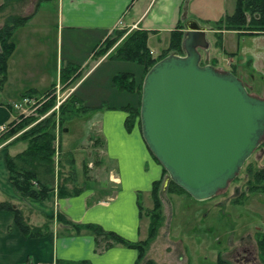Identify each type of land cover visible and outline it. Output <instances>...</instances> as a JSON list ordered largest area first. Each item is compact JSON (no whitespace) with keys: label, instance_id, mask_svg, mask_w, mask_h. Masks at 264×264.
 Segmentation results:
<instances>
[{"label":"crops","instance_id":"obj_1","mask_svg":"<svg viewBox=\"0 0 264 264\" xmlns=\"http://www.w3.org/2000/svg\"><path fill=\"white\" fill-rule=\"evenodd\" d=\"M196 1L198 0L193 3L192 0H57L59 25L55 30L54 41L58 44L56 57L59 75L52 78L43 71L47 59L40 56L45 45L41 44L40 48L30 53L29 58L19 64L18 62L16 64L19 50L17 46L18 50H15L9 59L8 80L0 96V101L4 103L0 104V124L15 117L16 110L8 104L17 101L23 91L29 88L46 91L57 78L59 79L62 62L70 61L80 65L83 74L72 87L71 93L77 94L88 106L105 105L102 110L89 113L86 118L89 121L96 119L100 124L104 153L107 160L115 164L116 173L110 175V184L118 189L111 191L103 188L100 192L105 194H97L96 189L90 188L78 195L63 198L58 196L55 189L45 201L24 197L10 182L6 156L22 151L27 144L24 141L14 143L3 141L0 142V201L6 199L13 201L23 209L27 220L35 225L42 224L44 216H56L60 212L76 223H96L134 242L147 236L148 219L141 216L138 200L140 192L151 196L154 182L164 175V167L149 149L140 122L136 121L130 129L127 127L130 111L125 107L137 106L139 94L119 90L113 85V76L122 71L135 72L139 81L142 68L133 65L134 62L112 59L107 55L95 58L93 52L94 48L115 29L149 30L148 43L155 56L168 48L171 32L179 24L184 26L183 30L186 32L189 29L188 23H195L206 30L207 39L211 34L216 37L212 22L217 21V16L208 18L203 15L193 7ZM226 2L227 0H223L224 6ZM227 13L230 12L223 10L220 15L222 17ZM27 26L18 28L16 36L25 39L23 32L26 36L31 32ZM235 33L243 38L253 37L251 50L248 51L246 46L241 48L240 43L235 51L226 49L227 35ZM263 37L264 34L243 35L235 30L223 31V50L226 53H234L230 55L227 63L231 62L234 65L235 68L231 71L240 79L242 76L238 74V70L246 63L251 72L264 77V50L255 45V40L257 43L259 40L263 43L264 40L261 41ZM30 42L33 44L34 41ZM208 52L209 55L211 52L213 57H209L207 52L203 53L206 64H212L209 59L217 58L213 65L225 71L229 70L219 67L220 58L213 53L212 48ZM39 69L43 74L36 80L31 78L29 82L24 81V72H42ZM33 211L40 213L41 218L33 220L29 214ZM165 221L166 218L161 228L164 227ZM257 229L264 230L261 226H257ZM167 232L168 236L171 235V230L167 228L163 233L164 237L167 236ZM164 237L159 242L154 243L155 240L152 242L148 258L159 264H174V260H167V255L170 254L181 257L183 262L186 261L183 249L180 250L179 247L171 249L168 245L164 249L167 255L160 260L155 258L156 250L161 253ZM168 238L167 244H172L170 237ZM184 243L187 249L190 246L197 248L196 241L192 238H188ZM205 243L208 245L207 241ZM207 245L203 246L204 254H209ZM220 254L231 260L225 252L219 251L212 261L217 263ZM80 260H87L90 264H136L138 250L122 244L106 247L104 242L98 244L96 236L91 233L68 234L65 226L57 222L53 224L48 235L29 238L16 223L15 212L0 210V264H58L63 261Z\"/></svg>","mask_w":264,"mask_h":264},{"label":"trees","instance_id":"obj_2","mask_svg":"<svg viewBox=\"0 0 264 264\" xmlns=\"http://www.w3.org/2000/svg\"><path fill=\"white\" fill-rule=\"evenodd\" d=\"M16 1L20 0H4L0 5V12ZM39 7L40 4H38L37 10ZM34 15L35 13L30 15L11 14L7 17L4 24L0 26V96L8 80L9 59L16 49V42L13 36L16 30L25 26ZM213 25L217 37L215 44L219 47H223V31L225 30H235L243 35H262L264 34V0H236L234 11L225 14V16L215 21ZM183 27L182 24H179L171 32L168 48L158 56L153 54L148 43L150 31L143 28L132 30L126 28L115 29L102 43L94 48L95 58L107 55L112 59L136 62L141 65L142 75L139 81H137L136 74L133 71H122L113 76V85L116 88L122 91L137 92L140 96L137 106L125 107L130 111V116L127 118V127L129 129L134 126L136 121H139L141 125L142 89L144 78L148 71L158 61L172 53L185 54L183 41L186 32ZM82 74L80 65L70 61L62 62L59 81L65 84V87H69L74 85L82 77ZM57 82V80L54 81L50 88L44 92L35 88L23 91L21 97L36 96L37 101L40 103L38 113L27 116L16 111L15 117L7 122V129L0 134V142L12 137L9 143L26 142L27 146L25 149L6 156L10 173L9 178L22 196L38 201L47 200L50 193L55 189L61 198L78 195L84 190L83 185H80L76 178L77 159L73 152V147L64 149L63 135L69 131V123L77 118L79 119L81 114L102 110L105 106H88L77 94L71 93L61 104L59 113L55 110L41 119V115L48 112L56 104L57 97L54 94V90ZM0 104L4 103L0 101ZM8 106L14 109L13 104L9 103ZM57 128H59V134ZM246 173L248 175L246 181L247 189L233 199L235 204L245 202L249 198V194L264 193V167H255L253 164H249L246 168ZM167 175L169 177L168 171L164 168L163 177L156 180L153 184L151 190L152 207H145L140 200L141 196L139 197L140 214L148 219V232L144 239L137 242L131 241L115 231L106 230L96 223H76L60 212L56 216H44V222L40 225L31 224L25 217L23 209L9 199L0 201V210L15 212L16 223L29 238L48 235L52 231L53 224L57 222L65 226L66 233H91L96 236L98 244L104 242L106 247L122 244L136 248L138 250L136 264H159L154 259L148 258V251L164 224L165 216L162 195L167 191L191 196L189 192L170 177L168 180ZM56 177L58 179L57 185H55ZM256 241L259 259L264 264V235H259ZM58 264L90 263L87 260H80L63 261ZM217 264H234V262L220 254Z\"/></svg>","mask_w":264,"mask_h":264},{"label":"rangeland","instance_id":"obj_3","mask_svg":"<svg viewBox=\"0 0 264 264\" xmlns=\"http://www.w3.org/2000/svg\"><path fill=\"white\" fill-rule=\"evenodd\" d=\"M193 1L195 0H192L191 3ZM3 2L4 0H0V5ZM235 2L236 0H227L224 6L223 0H198L194 2L193 7L203 15L208 16V18L217 16L216 18L218 20L221 18L220 13L223 10H228L230 13L233 12ZM38 4H40V7L37 10ZM183 8L185 9V5ZM33 13L35 15L26 24L31 29V32H28L27 36L23 32L25 39L16 36V34L13 36L16 42V48L18 46L19 49H17L16 64L17 62L18 64L22 63V60L27 57L29 58L30 53L32 54L34 50L36 51L43 44L45 48L42 50L40 57L45 60L47 59V64H45L43 71L47 75L52 76V78H56L57 71L59 72L57 70L56 57L58 44L54 41L55 30L59 25L57 0H20L11 3L0 12V26L4 24L7 17L11 14L30 15ZM27 37L29 38L27 39ZM261 39L263 41L264 37ZM208 40L210 42L209 48H212L213 53L215 52L220 58L219 67L229 69L230 71L234 70V65L231 62L227 63L232 54L224 52V46H215L217 37H214V35L211 34L208 36ZM252 40L253 37L247 36L243 38V36H239L236 33L228 34L225 47L228 51H235L240 43L241 48L246 46L249 51L251 50ZM30 41H34L33 44ZM259 41L257 43L255 40V45L259 48L262 47L261 50H264V42L260 43ZM209 48H201L202 55L207 52L209 57H213L211 52L209 55ZM216 59L209 60L213 64L217 62ZM205 62L206 60L202 56V64H206ZM132 64L141 69V65L138 63L134 62ZM43 71L24 72V81L29 82L32 80L31 78L36 80L40 74H43ZM238 74L242 76L241 80L252 95L264 98L263 75H257L251 72L247 63L243 64L241 69L238 70ZM56 80L58 81V86L54 90V94L57 97L56 104L48 112L42 114L41 119L55 110L59 113L61 105L59 108H56L58 103L61 102L62 104L71 94V89L74 85L65 87V84L59 81L58 78ZM33 98L38 100L36 96H33ZM39 106L40 103L37 101L30 107L31 115L38 113ZM87 115L89 116V113L81 114L79 119L77 118L75 121L69 123V131L63 135L64 149L73 147L72 149L77 159L76 178L79 184L83 185L84 190L91 188L96 189L97 194H105L100 192V190L103 188L111 189V191L118 189L110 184V175L116 173L114 168L115 164L108 161L104 153L105 146L102 140L100 124L96 119L95 121H89L86 118L88 117ZM57 132L59 134V128H57ZM12 138L3 141L8 142ZM249 164H253L255 167H264V138L262 145L246 161L237 178L231 181L226 189L220 191L214 197L198 200L187 194L181 195L165 191L162 196L164 199L163 209L166 221L164 227L160 229V234H158L154 243L162 240V237H164L163 233L167 228L171 230V235L168 236V232L166 233L167 236L164 237L165 241L160 248L161 253L159 254L158 250H156L155 252L157 253L154 252L155 258L160 260L163 256H166L167 253H165L164 249L168 245L171 249L174 247H179L180 250L183 249V253L186 256V261L183 262V259H180L181 257L178 258L177 255L168 254L167 260H174V264H217L212 260L219 251L222 253L225 252L234 264H262L259 259L256 240L259 235H264V193L249 194V198L242 204H235L233 202V199L238 197L243 190L247 189L246 181L248 175L246 168ZM169 177L167 178L168 180ZM56 181H58L57 177L55 179V185L57 183ZM140 196V200L145 207H152L153 201L151 196L146 195L144 192H140ZM29 214L33 220L41 218L40 213L36 211ZM257 226H261L263 231H259ZM168 237H170L171 241H169L172 244H167ZM188 238L196 241L197 248L190 246L187 249L184 241ZM206 241L208 245L205 243ZM206 245L209 249V254L203 253V246L206 247Z\"/></svg>","mask_w":264,"mask_h":264},{"label":"water","instance_id":"obj_4","mask_svg":"<svg viewBox=\"0 0 264 264\" xmlns=\"http://www.w3.org/2000/svg\"><path fill=\"white\" fill-rule=\"evenodd\" d=\"M185 54L172 53L146 74L144 139L169 176L198 200L226 189L264 138V98L233 72L202 64L207 32L188 23Z\"/></svg>","mask_w":264,"mask_h":264},{"label":"built area","instance_id":"obj_5","mask_svg":"<svg viewBox=\"0 0 264 264\" xmlns=\"http://www.w3.org/2000/svg\"><path fill=\"white\" fill-rule=\"evenodd\" d=\"M36 102H37V100L35 98L29 97V96H24V97L19 98L17 101H15L13 103V107L15 110L17 109V111H19V113L28 116V115L32 114L30 107H32ZM60 105H61V102L58 103L56 108H59ZM7 127H8L7 122L1 123L0 124V134L3 131H5L7 129Z\"/></svg>","mask_w":264,"mask_h":264}]
</instances>
